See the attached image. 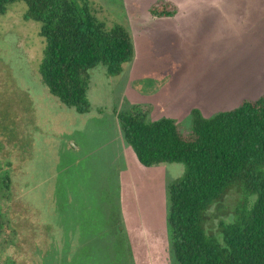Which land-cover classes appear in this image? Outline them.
Returning a JSON list of instances; mask_svg holds the SVG:
<instances>
[{"label":"rangeland","instance_id":"374dc122","mask_svg":"<svg viewBox=\"0 0 264 264\" xmlns=\"http://www.w3.org/2000/svg\"><path fill=\"white\" fill-rule=\"evenodd\" d=\"M86 1L97 21L128 30L133 55L117 76L101 64L88 71L85 113L65 107L42 83L44 39L40 23L24 19L25 3L0 14V160L15 164L16 175L29 170L36 193V209L27 211L26 197L11 219L16 230L0 237V264H176L167 189L185 166L140 164L117 115L166 117L189 131L194 111L211 117L258 98L264 0ZM162 1L174 3L172 16L151 14ZM20 183L29 195L26 177ZM238 196L231 190L222 205L231 209ZM210 213L218 234L229 217L215 206Z\"/></svg>","mask_w":264,"mask_h":264},{"label":"trees","instance_id":"16d2710c","mask_svg":"<svg viewBox=\"0 0 264 264\" xmlns=\"http://www.w3.org/2000/svg\"><path fill=\"white\" fill-rule=\"evenodd\" d=\"M16 1L25 3V20L40 23L44 48L38 72L42 83L65 107L88 112V71L101 64L108 76L121 73L133 55L128 30L121 24L106 27L97 21L86 0H0V14ZM175 12L171 1L151 8L155 17ZM193 113L189 131H181L166 117L148 121L145 114L132 110L117 115L123 138L140 164L185 166L167 189L172 258L176 264H264V93L211 117ZM10 133L16 136L12 129ZM16 138L25 153L24 137ZM15 170V164L0 160V237L16 230L11 219L26 197L25 210L36 209L30 204L36 193L28 183L29 170L17 175ZM24 177L29 195L20 183ZM231 190L239 196L226 209L222 201ZM213 206L229 217L219 221V235L208 224ZM23 231L29 230L24 226Z\"/></svg>","mask_w":264,"mask_h":264}]
</instances>
